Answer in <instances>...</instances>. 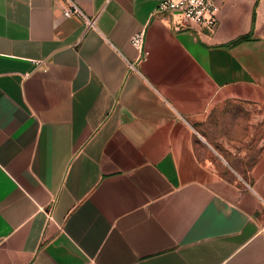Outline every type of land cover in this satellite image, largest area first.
<instances>
[{
	"label": "crops",
	"instance_id": "obj_1",
	"mask_svg": "<svg viewBox=\"0 0 264 264\" xmlns=\"http://www.w3.org/2000/svg\"><path fill=\"white\" fill-rule=\"evenodd\" d=\"M69 1L93 27L0 0V264H264V151L224 178L198 129L264 110V0H214L213 35L163 0Z\"/></svg>",
	"mask_w": 264,
	"mask_h": 264
},
{
	"label": "rangeland",
	"instance_id": "obj_2",
	"mask_svg": "<svg viewBox=\"0 0 264 264\" xmlns=\"http://www.w3.org/2000/svg\"><path fill=\"white\" fill-rule=\"evenodd\" d=\"M230 108L234 111L228 112L226 106L216 109L198 125L212 144L201 155L221 177L229 179L234 172L247 180L264 151V110L237 105Z\"/></svg>",
	"mask_w": 264,
	"mask_h": 264
},
{
	"label": "built area",
	"instance_id": "obj_3",
	"mask_svg": "<svg viewBox=\"0 0 264 264\" xmlns=\"http://www.w3.org/2000/svg\"><path fill=\"white\" fill-rule=\"evenodd\" d=\"M62 10L65 18L79 17L86 27H93L94 21L85 16L80 9L69 0ZM218 7L214 0H163L154 11V15H170L179 21V25L189 27L195 32L213 35L218 26ZM144 33L138 32L131 36L130 44L136 50H141ZM264 240V225L260 227Z\"/></svg>",
	"mask_w": 264,
	"mask_h": 264
},
{
	"label": "trees",
	"instance_id": "obj_4",
	"mask_svg": "<svg viewBox=\"0 0 264 264\" xmlns=\"http://www.w3.org/2000/svg\"><path fill=\"white\" fill-rule=\"evenodd\" d=\"M246 39H248L247 36L241 37V38H239L238 40H236L233 44H237V43L242 42V41H244V40H246Z\"/></svg>",
	"mask_w": 264,
	"mask_h": 264
}]
</instances>
